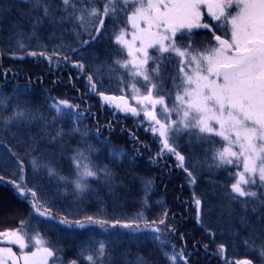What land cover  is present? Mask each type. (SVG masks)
Returning a JSON list of instances; mask_svg holds the SVG:
<instances>
[{
  "label": "snow or ice",
  "instance_id": "6c2138e0",
  "mask_svg": "<svg viewBox=\"0 0 264 264\" xmlns=\"http://www.w3.org/2000/svg\"><path fill=\"white\" fill-rule=\"evenodd\" d=\"M4 57L68 71L77 96L52 94L64 83L58 76L36 103L31 76L8 94L7 78L20 73L0 72V185L20 204L0 230V264H116L115 249L131 244L135 264H197L201 249L223 264H264V0H0ZM78 82L111 119L100 123ZM142 164L161 177L183 173L191 190L176 197L183 211L151 200L168 185L141 175ZM207 170L225 178L201 188ZM129 200L134 215L123 211ZM214 214L219 234L227 227L247 249L243 259H229L225 243L211 250ZM189 220L202 237L181 230Z\"/></svg>",
  "mask_w": 264,
  "mask_h": 264
},
{
  "label": "trees",
  "instance_id": "16d2710c",
  "mask_svg": "<svg viewBox=\"0 0 264 264\" xmlns=\"http://www.w3.org/2000/svg\"><path fill=\"white\" fill-rule=\"evenodd\" d=\"M3 69H11L12 71H19L20 75L18 78L13 79L11 76L7 78V83L5 84L4 89L2 91L10 94L13 87L16 85H19L23 87L26 83V80L24 79L25 75H29L32 78L33 81V88H34V95L33 100L36 103L41 102V95L40 89L42 87H51V84L48 83V81L52 79H56L58 76L63 77V85L60 87H57V89L52 93L55 96H58L59 98H65V99H72L73 97L77 96V93L70 87L67 86V80H68V71L60 72L55 68V65H53L52 69L50 70L48 68V65L46 62H39L36 60H33L32 58H26L22 61L17 60H11L7 57H4L3 59H0V72H2ZM171 71V69H169ZM37 75H43L45 83L41 85L39 82L36 81ZM75 79V76H74ZM0 83H5L4 78L2 74H0ZM78 87H80V94L83 95L85 92H88V95L86 96L87 104L91 105V111L97 113V115L100 118V123H105L108 119H111L112 117L108 114L111 110L106 106L101 105V101L98 97H96L94 94H91L89 90H87L82 82H78ZM74 103H81L79 100H73ZM84 123L91 125L93 123L92 120H86ZM124 124L129 129H136L138 127V122L135 118L129 117L124 121ZM139 135L143 140H145L148 143L152 144V151H156V144L152 142L151 137L143 132V129L140 128ZM79 139V137H76L73 139L72 143L73 146H75L76 141ZM114 143L119 147L123 146L125 148L129 147V144L127 142V138L123 136H114L113 137ZM198 151V150H197ZM101 159H105V156H102ZM169 163L171 164V160H169ZM63 167L65 169V172L68 171V162H63ZM138 171L141 173V175L145 176L148 179L155 178L156 184H160L161 178L163 181L168 185L167 193L163 191V189H156L155 194L151 196V200H160L162 203H167L169 207H171L174 211H183V205L180 203L179 200L176 199L177 196H179L183 200H187L191 195V190L189 186L185 182V178L182 172H180L179 169H176L170 173L169 176H160V169L157 168H150L145 164H142ZM166 171V169H165ZM205 176L208 177V179H205ZM225 178L224 173L220 172L219 174L215 173V170H207L205 171L204 175L200 177V186L201 188H208L211 186V181L216 180H223ZM55 180V178H53ZM183 184L184 187L180 188L179 185ZM141 193L135 192L132 195H140ZM66 209L72 210L74 206H69L67 203L63 205ZM20 204L16 201L15 197L13 196V193L9 186L7 185H0V230H2L5 227L12 226L15 221V217L13 216V212L16 208H19ZM114 207L112 202H109V210ZM89 212H94L96 210L95 208V201H93V205L87 209ZM125 214L127 215H134L136 212V208L133 207L131 200L128 201L127 207L123 210ZM159 209L156 208L155 211L147 213L149 215H155L156 212H158ZM115 214H119V211H117ZM211 225L213 228L216 229L218 235L214 241L213 244L210 245V248L213 252H215V245L217 243H225L229 246V259L236 260V259H243L246 255H248L247 249L244 248L243 245L239 244L238 241L234 240V238L231 235V232L227 227L224 228L223 234L220 235V227H218V222L215 214L213 215L211 219ZM41 227H46L45 225H41ZM181 230L187 231L189 233V237L192 236V234H195L197 238L202 237L201 229L198 225H195L193 221H184L181 224ZM97 239H102L105 237V233L101 232L99 229L95 230ZM89 235L88 230L81 231L77 234L76 239L79 241H84L87 239ZM67 242V241H66ZM205 242L206 238H205ZM174 243L179 244V241H174ZM189 243H191V239L189 240ZM130 249V250H129ZM74 249L68 250L67 255L72 256L74 254ZM141 251H146V248H141ZM136 253L137 248L135 244L131 245H120L115 249L114 256L116 258V264H125L127 261V264H135L136 260ZM162 264V262H161ZM197 264H223V261L220 259L218 255H210L206 254L203 249L200 250L197 258Z\"/></svg>",
  "mask_w": 264,
  "mask_h": 264
}]
</instances>
